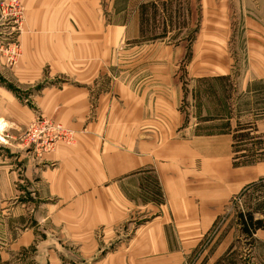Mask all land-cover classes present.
<instances>
[{
	"label": "crops",
	"instance_id": "0c3cea01",
	"mask_svg": "<svg viewBox=\"0 0 264 264\" xmlns=\"http://www.w3.org/2000/svg\"><path fill=\"white\" fill-rule=\"evenodd\" d=\"M23 2L29 32L22 38L23 57L11 72L12 81L19 87L31 86L44 78L46 70L49 80L67 81L60 89L44 88L39 99L42 111L54 114L67 127L78 129L85 124L90 96L101 90L102 82L98 81L114 65L116 50L122 48L124 55H139L137 87L134 83L124 84L121 94L115 96L112 90L102 95L100 114L89 125L90 133L80 139V147L60 146L59 169L42 171L43 183L51 193L61 187L58 195L74 201L67 209L78 210V199L94 203V217H70L67 225L79 224L85 230L92 226L93 230L98 224L108 223L113 218L116 178L139 177L142 192L150 181L147 175L152 174L158 180L166 212L165 219L154 221L144 240L170 239L157 228L158 224L167 226L166 234L170 224L179 230L190 226V232H179L180 240H199L215 224L219 208L259 179L260 166L234 167L231 150L243 105L248 104L249 112L256 115L252 127L264 129V0ZM167 3L175 17H183L180 31L190 30L189 35L193 32L196 37L178 36L172 42L162 35L147 37L156 30L145 25L150 19L148 10ZM175 7L185 12L177 14ZM230 54L240 55L234 70ZM216 64L224 68H210ZM216 78L226 80L230 89L222 92L218 112L212 108L211 116L205 117L208 110L203 108L200 116L195 82ZM95 82L96 90L92 87ZM9 90L0 86V118L8 124L3 134L19 124L27 125L31 117L28 106ZM184 102L190 114L184 113ZM117 114L123 115L122 122L108 121V117L118 120ZM134 114H139L137 120ZM202 127L213 129L201 132ZM29 180L35 189L38 185ZM168 214L170 222L166 220ZM86 237L82 234L80 238ZM33 239L32 233L18 234L11 239V248L0 254L25 252L18 250L32 245ZM151 251L162 254L158 247ZM112 262L106 264H127L121 258ZM23 263L41 264L34 258Z\"/></svg>",
	"mask_w": 264,
	"mask_h": 264
},
{
	"label": "rangeland",
	"instance_id": "374dc122",
	"mask_svg": "<svg viewBox=\"0 0 264 264\" xmlns=\"http://www.w3.org/2000/svg\"><path fill=\"white\" fill-rule=\"evenodd\" d=\"M23 3V0H0V86L12 90L28 106L31 116L27 125L19 124L6 131V142L0 141V252L10 249L13 243L11 239H15L18 234L32 233L34 239L32 245L18 250L25 252L9 256L0 254V264H21L32 258L41 264H106L118 258L125 262L127 260V264H264V230H259L257 237L258 231L253 237H248L243 233L238 218L242 212L251 210L256 211L255 219L264 220V129L252 127L256 115L249 112L248 104L243 105L238 114L231 154L236 168L260 166L259 179L247 184L248 188L242 190L243 195L242 191L238 192L224 208H219L220 216L199 240H180L181 230L187 233L191 228L181 226L179 230L172 224L168 225V234L165 233L166 225H157L169 240H144L155 225L154 221L165 219L163 211L166 212L165 207L162 208L165 203L158 180L152 174L147 175V181H150L142 192H139V177L116 178L113 218L108 223L98 224L93 230L92 226L85 230L79 224L67 225L70 217H94L96 208L93 201L90 199L83 203L78 199V210H69L66 206L74 201H65L58 195L62 193L61 187L51 193L41 176L44 171L59 169L61 162L57 155L60 146L80 147V139L90 133L89 125L96 122L100 114L98 107L102 95L106 96L113 90L112 94L117 96V92L122 93L124 84L134 83L137 87L139 55H124L122 48L117 49L114 65L102 76V81H98L102 82L101 90L97 95L90 96V111L83 117L85 124L78 129L67 127L54 114L43 112L39 104L44 88L60 89L67 81L60 78L49 80L47 70L44 78L31 86L19 87L12 81L11 72L23 57L22 38L29 32L27 9ZM177 6L183 7L180 4ZM178 7H175L177 14L185 12V9ZM172 10L169 3L148 10L150 19L145 25L156 27V30L147 33V37L162 35L165 40L172 42L176 39L174 37L179 36V39L189 35L190 30L180 31L184 25L180 21L183 17H175ZM191 33L189 36L196 37V33ZM210 51L218 52V49ZM233 53H237V50H233ZM213 56L218 54L213 53ZM229 56L232 60L234 58V70L240 62V55ZM213 67L224 68L223 64L210 66ZM95 83L92 85L94 88L97 85ZM227 85L226 80L217 78L195 82L194 86L198 89L195 100H198L200 116L203 108L209 112L205 113V117L211 116L212 108L218 112L222 92L230 89ZM181 107L185 114L191 113L185 109L188 107L185 102ZM111 108L115 112L119 111L116 106ZM134 116L137 120L139 114ZM122 117V114H117L118 120L108 117V121L122 122ZM212 129L202 127L200 131ZM29 179L38 185L34 184L35 189ZM166 220L170 222V214ZM82 234L88 237L81 239ZM156 247L162 250L160 256L151 251ZM123 250L127 251L122 253Z\"/></svg>",
	"mask_w": 264,
	"mask_h": 264
},
{
	"label": "trees",
	"instance_id": "16d2710c",
	"mask_svg": "<svg viewBox=\"0 0 264 264\" xmlns=\"http://www.w3.org/2000/svg\"><path fill=\"white\" fill-rule=\"evenodd\" d=\"M255 213L256 211L247 210L238 216L242 231L248 237H253L257 231L264 230V220L255 219Z\"/></svg>",
	"mask_w": 264,
	"mask_h": 264
},
{
	"label": "bare ground",
	"instance_id": "6f19581e",
	"mask_svg": "<svg viewBox=\"0 0 264 264\" xmlns=\"http://www.w3.org/2000/svg\"><path fill=\"white\" fill-rule=\"evenodd\" d=\"M6 128H8V124L5 123V121L0 118V141L1 142H6L4 138V134H3Z\"/></svg>",
	"mask_w": 264,
	"mask_h": 264
}]
</instances>
